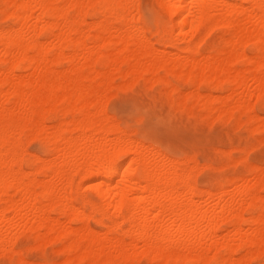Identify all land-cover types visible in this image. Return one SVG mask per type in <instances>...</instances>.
I'll return each mask as SVG.
<instances>
[{"label":"bare ground","instance_id":"bare-ground-1","mask_svg":"<svg viewBox=\"0 0 264 264\" xmlns=\"http://www.w3.org/2000/svg\"><path fill=\"white\" fill-rule=\"evenodd\" d=\"M157 1L167 18L156 15L153 28L139 0H0V255L10 264L27 258L17 246L26 232L35 246L60 243L64 263L264 257V168L253 162L202 189L200 165L136 137L107 108L117 76L120 85L147 77L176 109L208 124L237 115L264 141V0ZM34 137L45 155L26 152Z\"/></svg>","mask_w":264,"mask_h":264},{"label":"rangeland","instance_id":"rangeland-1","mask_svg":"<svg viewBox=\"0 0 264 264\" xmlns=\"http://www.w3.org/2000/svg\"><path fill=\"white\" fill-rule=\"evenodd\" d=\"M139 7L153 28L155 25V16L156 15H161L162 19H164V20H166V18H167L165 13L160 8L157 0H139ZM157 8H158V10H157ZM13 21H14L13 19H10V18L7 19L6 18V19H3L2 23L5 26H9V25L13 24ZM217 36H218V30L214 31L213 34L211 35V37H208L209 40L207 38V40H206L207 43L205 42L206 44L204 43V46L210 45L214 40L217 39ZM153 39L156 40V36H154ZM157 46H159V44H157ZM169 49H173V47L169 46ZM160 73L163 76L166 75L169 78V80H171L172 83L175 84L178 82V84H176V85L183 87V88L180 87L181 89L187 90L189 88V85L184 80H181L179 78L177 79V77L174 75H168L163 70H161ZM123 80L124 79L122 77L117 76V78L115 79L116 85H114V87H113L114 93L111 89L113 94H112V96H110V99H109V96L107 98V101L109 100V103L107 104L108 105L107 108L111 106L108 109L109 114L111 116L115 115V117H113V119L117 120L118 123L122 127H125V128L132 130V132L134 133V135L136 137L141 138V139H145L146 141L156 143L159 146L161 145V147L165 151H167L173 159H176V157H178L179 159L183 160L184 159L183 156L187 155L185 157H188L189 159H191L189 161V166L193 164L194 168L196 167L195 168L196 172H197V167L200 165L201 168L199 166L198 169L200 168L202 170L199 169L197 172V182H198V185H200L199 186L200 188H202V189L211 188V186L213 187L216 183L224 182V180H226V177L227 178L235 177V176H238L240 174H243V173L247 172V170L249 168L255 166V163L258 166L260 165L259 167L264 168V163L261 162L262 160H264V153H261L259 151V149H260L259 147L261 146V144L264 143V141H261L262 140L261 136L259 134L253 133L249 129V127L246 123L238 124L237 123V115L235 117L234 116L233 117H226V118H228L226 120V118L224 116L223 117L222 116L216 117L218 113L217 114L215 113L216 115L213 114L211 116L212 117L211 120L214 118L215 120L214 119L213 120L215 121V123H217V122L218 123L215 124L214 121H212V123H214V125L211 122H210L211 124L210 123L208 124L210 119L207 117H210V116L205 117L203 115L204 116V121H203L202 114L200 112H198L197 110H195L196 112L194 111L195 113H193L191 110L186 109L187 111L184 113L185 109H183L181 107H178L176 109L175 106L171 105L170 102L168 101L166 95H165V91H164L165 84L164 83L152 82L150 80L152 82V84L150 82L148 85L146 83L149 82V79L147 80V77H141V78L137 79L134 83H132V82L128 83L129 85H125L126 83L124 82L125 83L124 85L121 84L122 86H124L122 88V86L120 85V83H121L120 81H123ZM117 82L118 83L120 82V83L117 84ZM110 94H111V92H110ZM165 101H168V102L166 103ZM110 102H112V103H110ZM156 103H158V104H156ZM256 105H257V107L260 106V107H258V109H261L264 106V105H262V103L260 101H256ZM178 109H179V111H178ZM111 112H113V113H111ZM181 112H182V114H181ZM189 113H192L194 115V118H193V115L192 114L190 115ZM199 113L202 117L199 116ZM171 115H172V117H171ZM189 115H190V117L192 116L191 117L192 119H190L189 117L187 118V116H189ZM214 115L216 118L214 117ZM116 116H117V118H116ZM195 116H197L196 119H195ZM198 116H199V118H198ZM245 117H246V115H243L244 121L247 118V117L246 118ZM181 118H183V119H181ZM201 118H202V120H201ZM223 118H225V121ZM193 119H194V121H193ZM216 119H219V120H216ZM229 119H231V122L233 124L231 122L228 124ZM202 121L204 122L203 124H202ZM128 122H131V123H128ZM180 123H181V125H180ZM236 123H237V125L235 127ZM193 126H195L194 129H193ZM135 127H136V129H135ZM201 127L203 128V130ZM240 127L243 129L242 130L239 129ZM230 134H232V135H230ZM223 136H224V139H223ZM258 137L261 140H259ZM34 138H33L34 139L33 141L32 140L26 141L27 139H31L30 137L25 140L24 148H26L25 150H30L29 151L30 153L28 151H26V152L29 155L33 154L34 152H38V154H42V156L45 155V148H44V144H43L42 140L37 138V137H34ZM31 141H32V143H31ZM255 141H257V142H255ZM219 142L221 143V145ZM247 143L249 144V149H247L248 148ZM215 144H216V146H214ZM233 144H234V146H233ZM41 147H42V149H41ZM253 148H254V150H252ZM247 150H249V151L247 152ZM32 151H33V153H31ZM251 151H252V153H251ZM246 152H247V156H249V157L244 156V154ZM34 154L38 155L37 153H34ZM189 154L191 155L190 157H189ZM215 155H217V156L215 157ZM238 155H241V156H238ZM238 157L241 159H239ZM237 158H238V160H237ZM242 159L243 160H250L252 163H241ZM194 161L197 164H194L195 163ZM191 162H194V163H191ZM253 162H255V163L253 164ZM207 163H210L211 166L208 164L209 165V167H208ZM252 164H253V166H252ZM202 165L204 166L203 168H202ZM225 167H226V169H225ZM86 191H87L86 192L87 196L89 198L91 197V199H93V200H98V197L95 193H93L92 191H89V190H86ZM246 214H247V216L250 215L249 212H247ZM90 223L92 224V226L94 225L93 226L94 229L95 228L97 230L100 229L101 231L106 229V227L104 225L98 223L95 218H91ZM31 239H32V237L30 236V232H26L19 238V243H17L18 247L23 248V249H28L25 252L26 257L31 253L36 259H40V260L43 259V261H49L50 260L51 263L55 262V260L57 261L60 258H63L58 253L57 249L55 250V248L60 246V243L59 244L47 243L45 245L43 244L40 246H35L32 244L33 241ZM48 245H50V246H48ZM30 248L32 251L29 250ZM39 249L41 250V252ZM48 252H49V254H48ZM241 252L244 253L243 250ZM0 256H1L0 260L7 259L9 264H10L9 257H7L3 254H1ZM138 259H139V257H138ZM263 259H264V257L255 258V260L254 259L252 260L251 264H261L263 262ZM59 261L62 262L63 259H62V261L61 260H59ZM118 261H120V262H118ZM142 261H144V262H142ZM128 262L129 261L126 262V261H122L119 258H117V260L114 262H102V264H139V263L140 264H148V263L151 264L150 260L147 261V259L145 257H141L139 260H136V259L130 260V262L129 263ZM61 264H75V263L74 262H70V263L65 262L64 263V261H63ZM76 264H85V263H76Z\"/></svg>","mask_w":264,"mask_h":264},{"label":"snow or ice","instance_id":"snow-or-ice-1","mask_svg":"<svg viewBox=\"0 0 264 264\" xmlns=\"http://www.w3.org/2000/svg\"><path fill=\"white\" fill-rule=\"evenodd\" d=\"M259 151L264 153V144H261ZM264 163V160L261 161ZM241 163H251L250 160H241ZM0 264H9L7 259L0 260ZM11 264H17V260L14 259ZM20 264H51L50 261H43L40 259H36L31 253L27 256V258L23 261H20Z\"/></svg>","mask_w":264,"mask_h":264}]
</instances>
